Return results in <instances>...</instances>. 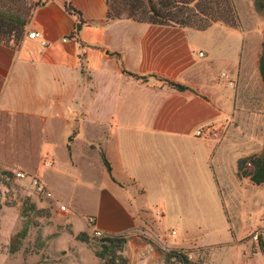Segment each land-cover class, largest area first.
Returning <instances> with one entry per match:
<instances>
[{
    "label": "crops",
    "instance_id": "obj_1",
    "mask_svg": "<svg viewBox=\"0 0 264 264\" xmlns=\"http://www.w3.org/2000/svg\"><path fill=\"white\" fill-rule=\"evenodd\" d=\"M64 2L36 6L17 44L0 41V132L33 133L27 143L34 154L54 164L61 160L64 168L82 165V177L96 164L100 174L89 214L103 233L141 226V213L129 200L132 188L188 197L208 187L211 176L219 186L225 162L234 178L253 185L237 175L238 159L260 147L251 141L255 124L241 121L247 79L242 31L216 23L199 31L107 19L106 0H70L79 12L74 14ZM34 31L38 38L28 36ZM220 35L233 39L232 56L217 53ZM218 62H232L233 94L222 91L224 70L213 76ZM256 70L259 75L258 65ZM204 125L220 137L196 136ZM41 171L36 175L55 197L70 200L54 186H63L68 174L56 168L43 177Z\"/></svg>",
    "mask_w": 264,
    "mask_h": 264
},
{
    "label": "rangeland",
    "instance_id": "obj_2",
    "mask_svg": "<svg viewBox=\"0 0 264 264\" xmlns=\"http://www.w3.org/2000/svg\"><path fill=\"white\" fill-rule=\"evenodd\" d=\"M231 1L238 17L236 28L243 32L241 65L247 71L241 87V121L257 127L251 141H258L260 147L249 156L260 155L264 148V85L256 68L264 35V13L255 11L252 0ZM32 2L0 0V9L26 16L27 4ZM16 38L9 42L17 44L21 38ZM219 42L223 44L216 48L218 54H234L232 38L220 35ZM228 64L232 62L214 65L213 76L224 70L232 77ZM220 84L222 91L235 92V80L232 87L223 78ZM32 134L0 132V264H101L95 252L100 249L102 237L94 235L87 224V217L93 216L89 213L95 200L99 167L92 163L83 177L82 165L60 167L61 160L54 164L43 153H33L27 143ZM47 161L51 162L49 166ZM223 166L217 175L219 186L211 176L205 180L208 187L197 189L188 197L131 189L132 210L141 213L142 224L116 235L126 239L121 252L128 264H179L168 259L171 250L186 254L194 264H264V238L252 239L255 232H264V183L251 185L234 178L227 162ZM56 168L69 176L61 181L63 186L54 183L70 199L61 201L66 210L59 209L61 202L48 186L53 197L47 199L32 191L28 178L15 177L16 171L39 177L36 174L40 169L42 176L49 177ZM249 168L246 164L243 171ZM24 224L26 235L18 240L16 234ZM81 232L87 234L86 241L76 239ZM11 242L18 246L14 253L9 251Z\"/></svg>",
    "mask_w": 264,
    "mask_h": 264
},
{
    "label": "trees",
    "instance_id": "obj_3",
    "mask_svg": "<svg viewBox=\"0 0 264 264\" xmlns=\"http://www.w3.org/2000/svg\"><path fill=\"white\" fill-rule=\"evenodd\" d=\"M47 0H33L28 3L27 15L21 16L16 12H6L0 9V41L20 39L27 17L31 11ZM256 12L264 13V0H252ZM107 19H131L137 22L164 26H180L194 30H205L214 23H221L224 26L236 28L238 17L231 0H106ZM26 5V4H25ZM65 9L74 14L79 12L72 6L70 0H65ZM18 39V40H19ZM15 41V40H14ZM258 72L264 85V35L261 42V50L258 58ZM177 90H185L186 87L169 82ZM264 138V135H263ZM101 158L107 173L111 176V167L103 152ZM250 163L248 171H243L246 164ZM238 177H248L253 185L264 183V148L260 155L246 156L237 161ZM16 177V176H15ZM27 225L16 234V238L21 240L26 235ZM118 234L103 233L99 235L100 249L95 252L96 257L101 260V264H128L127 258L122 254V246L125 237L116 236ZM15 238V237H14ZM262 237L259 238V240ZM76 239L86 241L87 234L81 232L76 235ZM18 246L11 242L9 251L14 253ZM168 259H174L179 264H194L186 254L178 250H171L167 254Z\"/></svg>",
    "mask_w": 264,
    "mask_h": 264
},
{
    "label": "built area",
    "instance_id": "obj_4",
    "mask_svg": "<svg viewBox=\"0 0 264 264\" xmlns=\"http://www.w3.org/2000/svg\"><path fill=\"white\" fill-rule=\"evenodd\" d=\"M29 37L31 38H38L40 36V33L37 31L31 32L28 34ZM200 55H202V53H199ZM221 78H223L227 85H229L230 87H232L234 85V79L232 77H230L227 73L222 72L221 73ZM195 135L196 136H203V135H207L213 138H219L220 137V132L214 128H212L211 126L208 125H204V126H200L195 130ZM45 164L47 166H49L51 164L50 161L45 162ZM247 166H251L250 163H247ZM15 176L17 178H28V182L30 187L32 188V191L43 198H52L53 197V193L51 192V190L47 187V185L38 177L35 175H28L26 172H22V171H16L15 172ZM60 210H66V206L64 204H61L59 206ZM87 224L91 227V230L93 232L94 235L99 236L101 234H103V232L98 228L97 226V221L96 218L94 216H90L87 217ZM262 236V238H264V232L262 233H258L255 232L252 235V239L254 241H257L260 237Z\"/></svg>",
    "mask_w": 264,
    "mask_h": 264
}]
</instances>
